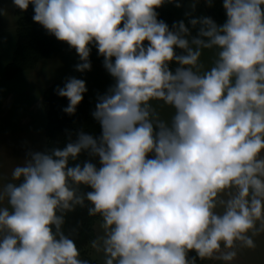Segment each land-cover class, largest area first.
Returning a JSON list of instances; mask_svg holds the SVG:
<instances>
[{
    "label": "clouds",
    "instance_id": "clouds-1",
    "mask_svg": "<svg viewBox=\"0 0 264 264\" xmlns=\"http://www.w3.org/2000/svg\"><path fill=\"white\" fill-rule=\"evenodd\" d=\"M165 3L183 7L13 0L75 49L76 71L91 70L95 46L115 83L91 113L98 137L28 151L0 182V264H89L64 232L78 208L99 218L90 248L102 264H237L264 238V0H222V24L185 13L195 36L158 19ZM55 91L74 115L87 88L69 77Z\"/></svg>",
    "mask_w": 264,
    "mask_h": 264
},
{
    "label": "crops",
    "instance_id": "crops-1",
    "mask_svg": "<svg viewBox=\"0 0 264 264\" xmlns=\"http://www.w3.org/2000/svg\"><path fill=\"white\" fill-rule=\"evenodd\" d=\"M178 2L183 7L176 8L168 3L162 6L171 11L175 22L183 20L195 36L197 29L191 28L185 13L191 12L194 17L207 14L201 2L194 12L188 7L191 0ZM15 9L13 0H0V182L10 178L11 168L16 163H22L28 151H44L47 121L41 101L48 87H64L69 77L82 79L86 83V97L96 104L97 97L105 94L115 83L103 66L92 62L90 71H76L75 66L80 60L70 52H62L52 59L39 61L34 69L21 72L12 80H6L3 70L12 59L16 43ZM203 59L206 66H211L210 53H205ZM153 103L158 106L161 102ZM159 110L164 118H170L173 112L167 107ZM97 261L102 264L101 258H97Z\"/></svg>",
    "mask_w": 264,
    "mask_h": 264
},
{
    "label": "trees",
    "instance_id": "trees-1",
    "mask_svg": "<svg viewBox=\"0 0 264 264\" xmlns=\"http://www.w3.org/2000/svg\"><path fill=\"white\" fill-rule=\"evenodd\" d=\"M200 2L207 16L212 17L218 24H222L226 20L222 0H214L213 7H207L204 0H200ZM156 11L158 12V19L164 20L171 28L175 22L171 11L163 6ZM14 14L17 19L16 43L12 59L3 70L6 80H12L17 74L32 70L39 61L52 59L62 52H70L79 57L75 49L71 48L66 42L57 40L40 24L33 21V5L30 4L27 11L23 12L16 8ZM90 47V61L103 66L104 57L98 53L95 46ZM174 67L175 65H173ZM57 87L61 86L52 85L48 87L41 101V107L47 121L44 151L56 147L63 148L70 139L74 141L76 134L80 131L94 137L101 134L99 123L91 115L96 104L90 102L84 94L75 114L68 115L63 109L69 102L67 98L56 94ZM85 158L83 155L80 157L81 160ZM93 162L98 163L96 160H93ZM98 219V217H89L86 208H78L75 212L68 213L65 216V235L74 240L77 248L81 251V258L88 260L89 264H100L90 253V241L95 236L94 225ZM205 263L204 261L199 262V264Z\"/></svg>",
    "mask_w": 264,
    "mask_h": 264
},
{
    "label": "rangeland",
    "instance_id": "rangeland-1",
    "mask_svg": "<svg viewBox=\"0 0 264 264\" xmlns=\"http://www.w3.org/2000/svg\"><path fill=\"white\" fill-rule=\"evenodd\" d=\"M98 229L97 223L94 225V230ZM95 230V231H96ZM90 253L93 258H101L102 256L97 255L90 248ZM206 264V263H205ZM237 264H264V238H260L257 241V248L255 250H245L241 253Z\"/></svg>",
    "mask_w": 264,
    "mask_h": 264
}]
</instances>
